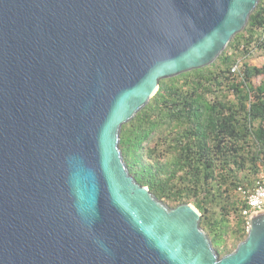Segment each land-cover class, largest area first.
Instances as JSON below:
<instances>
[{"label":"water","instance_id":"1","mask_svg":"<svg viewBox=\"0 0 264 264\" xmlns=\"http://www.w3.org/2000/svg\"><path fill=\"white\" fill-rule=\"evenodd\" d=\"M260 1L0 0V264H264V211L220 258L202 214L140 185L120 146Z\"/></svg>","mask_w":264,"mask_h":264},{"label":"trees","instance_id":"2","mask_svg":"<svg viewBox=\"0 0 264 264\" xmlns=\"http://www.w3.org/2000/svg\"><path fill=\"white\" fill-rule=\"evenodd\" d=\"M264 0L212 65L162 80L122 128L131 175L170 208L193 205L220 258L248 237L247 203L264 171ZM237 70L233 72L234 69Z\"/></svg>","mask_w":264,"mask_h":264},{"label":"built area","instance_id":"3","mask_svg":"<svg viewBox=\"0 0 264 264\" xmlns=\"http://www.w3.org/2000/svg\"><path fill=\"white\" fill-rule=\"evenodd\" d=\"M237 70L234 69L233 72ZM240 193L247 203L243 214L248 218V230L250 228V218L261 211H264V171L252 189H240Z\"/></svg>","mask_w":264,"mask_h":264},{"label":"rangeland","instance_id":"4","mask_svg":"<svg viewBox=\"0 0 264 264\" xmlns=\"http://www.w3.org/2000/svg\"><path fill=\"white\" fill-rule=\"evenodd\" d=\"M251 64L257 67H263L264 66V57H257L251 60ZM264 79V76L255 77L253 79V84L258 86Z\"/></svg>","mask_w":264,"mask_h":264}]
</instances>
